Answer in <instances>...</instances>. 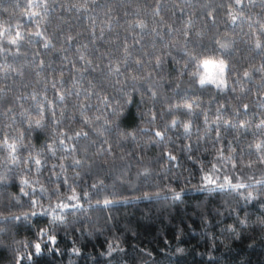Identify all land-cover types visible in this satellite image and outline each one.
Masks as SVG:
<instances>
[{
  "label": "trees",
  "instance_id": "obj_1",
  "mask_svg": "<svg viewBox=\"0 0 264 264\" xmlns=\"http://www.w3.org/2000/svg\"><path fill=\"white\" fill-rule=\"evenodd\" d=\"M0 33V264H264V0H0Z\"/></svg>",
  "mask_w": 264,
  "mask_h": 264
},
{
  "label": "snow or ice",
  "instance_id": "obj_2",
  "mask_svg": "<svg viewBox=\"0 0 264 264\" xmlns=\"http://www.w3.org/2000/svg\"><path fill=\"white\" fill-rule=\"evenodd\" d=\"M235 4L237 6V8L240 7L241 5V0H235ZM229 15L232 19L233 22L236 21L237 19V16L235 14H233L231 11L229 12ZM141 27L143 25H140ZM0 35H2V33H0ZM36 35H39V32L36 33ZM17 38H19V33H17ZM16 39H12V40H9L8 43H11V44H16ZM47 46V45H46ZM220 47L222 49L224 48H227L228 45L227 44H221ZM256 47L257 48H260L261 47V42L259 40H257L256 42ZM191 60L195 61L196 60V57L195 56H192L190 57ZM198 63V66L200 68H203V72H194L193 73V76H198L199 79H198V83L201 87H204V86H207V85H213L221 90H223L226 85H227V80H226V76H227V73H228V65L226 64V62L223 60V59H220V60H213L211 58H204V59H201L199 61H197ZM117 71H119V69H117ZM246 77L249 75L247 72H245L244 74ZM61 99H63V97H61ZM177 107H180L179 105ZM183 107L187 108V109H191L192 105L191 104H187V105H184ZM245 108H247V106L245 105ZM43 114L41 113V116ZM85 123H87V121H85ZM173 126L176 125V121H173L172 122ZM262 125H264V122H262ZM262 125H257V127H261ZM243 127V125H241ZM35 127L36 128H41L43 127V123H42V120H36L35 121ZM185 127V131L188 130L189 128V125L188 124H185L184 125ZM87 135L86 133H77V136L79 135ZM155 135L157 137H161L163 136V133L160 132V131H157L155 133ZM61 144H63V140L60 141ZM4 146L8 147L10 149V152L11 153H15L16 151V144L15 143H12V144H9L8 143V140L7 138H5L4 142H3ZM256 148L259 150L261 148V145L260 144H257L256 145ZM169 158L170 159H175V157L169 155ZM13 159H15V156H13ZM229 159H231V157H229ZM37 164H40V161L37 160L36 161ZM77 163H79V161H77ZM260 163H264V156H261L260 157ZM235 166V165H234ZM251 166V165H249ZM206 180H208L209 183H215L214 181H212L209 177H205ZM229 184L231 183L230 181L228 182ZM233 188H241V187H244L243 184H237V185H231ZM219 187H224V185H220ZM251 196V194H249ZM74 197H70V199H72ZM180 196H179V193L176 194L175 196V199H179ZM36 202L33 201V204H35ZM105 203H110V201H105ZM67 205H65L66 207ZM33 215H35V213H33ZM17 219H19V217H17ZM43 234V233H42ZM49 240H51L52 242H55V237L54 236H50L49 237ZM35 247V250L37 253L40 252L41 250V245L40 243H36L34 245ZM110 249H111V246H110ZM29 259H31V257L29 256ZM17 264H19V260L17 261Z\"/></svg>",
  "mask_w": 264,
  "mask_h": 264
}]
</instances>
